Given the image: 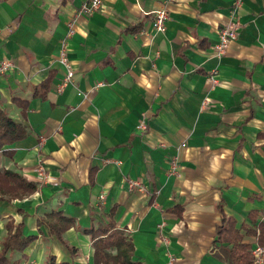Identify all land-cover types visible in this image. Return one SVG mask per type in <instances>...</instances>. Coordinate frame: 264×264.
I'll list each match as a JSON object with an SVG mask.
<instances>
[{
  "label": "crops",
  "instance_id": "1",
  "mask_svg": "<svg viewBox=\"0 0 264 264\" xmlns=\"http://www.w3.org/2000/svg\"><path fill=\"white\" fill-rule=\"evenodd\" d=\"M103 1L80 12L85 0H0V64L12 63L0 107L29 131L3 146L0 169L38 184L0 199V248L8 222H23L36 237L14 258L94 264L83 228L113 219L141 264H229V226L253 255L264 246V0ZM235 7L239 32L219 57ZM158 8L165 31L152 25ZM65 39L74 76L60 88ZM52 210L75 219L62 237L38 224Z\"/></svg>",
  "mask_w": 264,
  "mask_h": 264
},
{
  "label": "trees",
  "instance_id": "2",
  "mask_svg": "<svg viewBox=\"0 0 264 264\" xmlns=\"http://www.w3.org/2000/svg\"><path fill=\"white\" fill-rule=\"evenodd\" d=\"M51 78L45 79L37 87L36 94L45 95L46 88ZM28 128L25 123L16 121L7 111L0 107V151L5 144H10L18 139L26 137ZM38 184L28 180L22 173H18L11 169H0V199L11 200L12 198H22L33 194ZM255 220V218H254ZM231 222V220H230ZM46 224L50 231L62 237L64 230L75 224V219L68 217L61 210H52L39 219L38 224ZM260 227L259 238L264 242V228ZM225 234L222 236L221 229L219 231V239L231 242L230 248L231 260L229 264H254V256L250 254L249 245L242 242V233L238 228L232 229L227 227ZM7 236L0 248V264H25L24 259L14 258L16 252H21L35 240V235H26L23 233V222L14 224L8 222ZM84 232L91 233L92 246H94V264H141L140 261L133 259L134 245L124 228H119L113 219L107 225L99 224L97 227L83 228ZM231 231V234H230ZM45 264H56L55 257L50 255Z\"/></svg>",
  "mask_w": 264,
  "mask_h": 264
},
{
  "label": "built area",
  "instance_id": "3",
  "mask_svg": "<svg viewBox=\"0 0 264 264\" xmlns=\"http://www.w3.org/2000/svg\"><path fill=\"white\" fill-rule=\"evenodd\" d=\"M104 4L103 0H85V3L82 4L81 8H80V12H93L96 10H99ZM238 5V4H237ZM236 7L231 9L232 12V17L230 19V21L224 25H222L220 27L219 30V38L216 42V44L214 45V49H215V55H218L219 57L224 56L228 45L230 44L231 40L236 38L239 32V24H238V20L236 17ZM153 19H152V25L153 28H155L157 31H165L166 28V21L168 19V14H167V10L165 8H158L155 9L153 12ZM68 35L67 38L72 35V33L74 32V28H73V23L70 24L69 30H68ZM66 38V39H67ZM66 39L61 43V47H60V53H59V60L61 61V63H63V65H65L67 71H66V75L64 76L63 80L61 81V83L59 84L60 88H64L66 87L68 84H70L73 80V76H74V66L71 60H69L68 57V45L66 44ZM12 66V63L9 62L8 60H3L1 61L0 64V74L6 72L7 70L10 69V67ZM215 73V72H214ZM212 78L214 81H216V79L214 78V76L212 75ZM103 83V82H102ZM102 83H98L96 85V87L101 86ZM139 127L142 129H146L147 125H146V121L144 120L143 122H141L139 124ZM176 166H173L174 171L176 170ZM39 170L40 173L45 175V170L44 167L42 165L39 166ZM47 179V176H46ZM130 187H134L138 186L141 187V182L139 180H132L129 182ZM253 256H254V264H264V246L259 244L257 245L252 252ZM174 260V258L171 259L170 263Z\"/></svg>",
  "mask_w": 264,
  "mask_h": 264
}]
</instances>
